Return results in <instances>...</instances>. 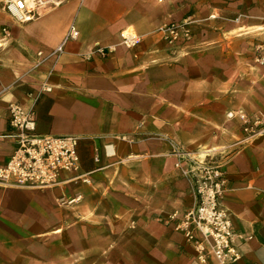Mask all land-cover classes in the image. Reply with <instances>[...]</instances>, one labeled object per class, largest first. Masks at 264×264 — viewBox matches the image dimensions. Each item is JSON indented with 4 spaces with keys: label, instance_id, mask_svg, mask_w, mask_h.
<instances>
[{
    "label": "crops",
    "instance_id": "1",
    "mask_svg": "<svg viewBox=\"0 0 264 264\" xmlns=\"http://www.w3.org/2000/svg\"><path fill=\"white\" fill-rule=\"evenodd\" d=\"M260 7L65 0L19 24L0 6V39L10 33L0 48V168L15 149L11 103L33 111L37 134L77 137L80 161L53 187L0 183V264H198L167 220L194 206L175 164L229 152L221 207L241 237L239 264H264V132L245 133L254 117L264 126L263 70L253 58ZM186 20L193 40L167 45L161 26ZM71 26L78 37L63 44ZM130 27L141 37L134 48L121 41Z\"/></svg>",
    "mask_w": 264,
    "mask_h": 264
},
{
    "label": "built area",
    "instance_id": "2",
    "mask_svg": "<svg viewBox=\"0 0 264 264\" xmlns=\"http://www.w3.org/2000/svg\"><path fill=\"white\" fill-rule=\"evenodd\" d=\"M65 0H0V6L19 24L36 19L47 6H59ZM189 23H170L160 29L165 41L172 43L183 36L190 37ZM0 48L10 38L8 29L2 30ZM78 31L71 26L63 44L76 39ZM121 41L128 48L141 42L133 29L121 32ZM63 44L56 53L62 52ZM102 54L103 51L99 50ZM255 61L264 73V45L255 50ZM41 89L50 93L52 87L42 83ZM9 124L12 129L9 138L15 149L7 163L0 168V183L4 185L49 188L60 182L64 173L76 172L80 161L78 138L70 135H39L35 131L36 121L32 110H26L18 103H11ZM232 117V114L228 115ZM191 166L175 167L193 187L194 206L183 213L174 212L167 217L174 223V230L180 233L195 252L198 264H239L241 253L237 242L241 240L233 231L229 212L221 207V199L229 189V180L223 171V162L214 158L190 157ZM98 161V160H96ZM71 200L69 203L74 202Z\"/></svg>",
    "mask_w": 264,
    "mask_h": 264
},
{
    "label": "rangeland",
    "instance_id": "3",
    "mask_svg": "<svg viewBox=\"0 0 264 264\" xmlns=\"http://www.w3.org/2000/svg\"><path fill=\"white\" fill-rule=\"evenodd\" d=\"M261 1H263V0H257V2H259L260 3V9H261V12H260V14L261 15H264V4H262L261 3ZM188 23H189V29H190V37L189 38H185V37H183V36H181V37H179V39L178 40H176V41H174V42H172V43H169V42H167V41H165L164 39V42L167 44V45H169V46H174V45H178V44H180L181 42H190V41H192L193 40V36H194V34H193V31L191 30V24H192V22L191 21H189V20H186ZM182 22V21H181ZM170 23H180V22H174V21H170V22H168V23H166L165 25H163V26H161V28L160 29H162V28H164V27H166L167 25H169ZM129 29H133V28H129ZM160 29H159V32H160ZM264 29H257L256 30V32L254 33L255 35H254V47H253V58L255 59V53H254V50H255V48L258 46V45H264ZM161 33V32H160ZM162 35V34H161ZM263 76H264V73H263ZM263 76H261V78L262 79H264L263 78ZM229 114H227V117L228 118H231V117H229L228 116ZM233 115V114H232ZM258 116V115H257ZM253 119H256L255 121H254V124L252 123L251 125H250V127H248V130L247 131H245V130H243V131H245V133H250V134H252V135H261L263 132H264V126L262 127V128H260L261 127V124L260 123H258V120L259 119H257L256 117H254ZM249 124V123H248ZM231 154V152H229L228 154L226 153V154H224L225 156H224V158H223V160L224 159H226L229 155ZM222 160V161H223ZM226 176H227V178H228V180H229V177H228V175L226 174ZM192 191H193V187H192ZM145 245H147L146 243H144ZM118 245H119V243H118ZM129 246H130V244H128ZM127 245V247L128 248H130L129 246ZM149 245H150V243H149ZM132 248H135V243L133 242V244H132Z\"/></svg>",
    "mask_w": 264,
    "mask_h": 264
}]
</instances>
